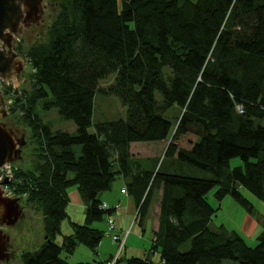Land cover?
<instances>
[{"label":"trees","instance_id":"trees-1","mask_svg":"<svg viewBox=\"0 0 264 264\" xmlns=\"http://www.w3.org/2000/svg\"><path fill=\"white\" fill-rule=\"evenodd\" d=\"M46 2V36L24 50L31 89L19 101L35 143L32 168L13 164V186L42 217L21 264H72L78 244L95 252L104 230L91 225L114 210L101 208L100 193L118 176L142 217L161 192L151 244L161 264H264V221L250 246L235 229L211 228L218 207L206 200L216 187L218 202L229 195L253 213L244 188L264 204V125L255 123L264 117V0ZM96 92L116 96L125 116L93 123ZM51 108L73 121L72 132L43 122L41 110ZM167 139L172 164L208 176L147 170L129 150ZM234 157L242 164L230 167ZM70 187L83 197L84 223L57 243Z\"/></svg>","mask_w":264,"mask_h":264},{"label":"rangeland","instance_id":"rangeland-1","mask_svg":"<svg viewBox=\"0 0 264 264\" xmlns=\"http://www.w3.org/2000/svg\"><path fill=\"white\" fill-rule=\"evenodd\" d=\"M45 8H44V21L40 25H34L28 30H24L20 35L15 36L12 41V51L17 53L24 63L23 72L20 74L19 78L14 81L10 82L7 86V90L5 91L4 95L7 94V91L10 89L11 93L5 96V101L10 100V105L8 107V116L9 118L16 124V126L20 129L21 132H24L26 138L28 140V144L24 148L23 151V159L21 161H16L13 164L22 169L32 168L31 160L33 157V146H34V139L33 133L30 130V127L22 121L21 115L22 110L21 106L19 105V101L21 99H25V95H28L30 91V83H31V68L28 63L27 54L25 53L26 47L30 46L32 43L36 41L42 40L46 36V25L48 24L47 17L50 14L52 7L51 5L47 4L46 0H44ZM21 44V46H20ZM111 78L103 80L101 82V86H106L108 82H110ZM126 108L123 106L118 98L113 95H104L100 92H96L94 96V104H93V114H92V121L93 123L99 121H111L116 120L118 118H123L125 116ZM179 113V109H172L169 111V115L172 117H176ZM41 118L43 122H45L51 130H68L71 131L72 127H74V123L72 120L64 119L57 111L56 108H51L49 110H41L40 112ZM256 124L264 125V117L261 119H255ZM92 129V127H91ZM72 132V131H71ZM169 139L165 140L163 145H167ZM152 142H134L131 144V148L129 149L130 152H136L133 156L135 158H139L143 167L147 170H153L160 168V172H177L192 175V176H208L206 171H202L197 168H193L190 165L185 163H177L172 164L171 157L164 156V148L162 149V153L159 157L155 159H151L148 156L151 154L155 148L158 147L159 144H147ZM185 141L182 142L184 144ZM144 145V146H142ZM142 148L141 155L138 157V150ZM73 151L75 152L76 156L80 155L81 148L80 145H73ZM145 150V151H143ZM143 155V158L141 157ZM242 161L239 157H234L230 161V167L241 165ZM161 166V167H160ZM174 166V167H173ZM215 188H211V190L207 193V199L212 206L218 207L217 211L215 212L214 216L210 220L211 228H217L220 224H223L226 228L235 229L237 232L245 239L248 245L253 246L256 241L254 240V235L257 233L260 228H262L261 224L264 221V204L255 196H253L250 192L241 188V192L244 198L249 199V201L253 204L254 211L253 213H248L242 208L231 196L227 195L220 202H218L214 197ZM122 189V188H121ZM119 189V194L120 190ZM156 194V192H155ZM154 194V195H155ZM83 206L79 205L78 207H66L67 218L61 222L60 228L61 233L56 236L54 239L55 242H61V235L62 234H70L72 233V223L75 224H83L85 218V203L83 200L82 195L77 190V194ZM17 196V195H16ZM70 198H68L69 202ZM21 205L23 206V210L25 212V218L21 220L18 228H9L7 231L10 233L13 239V246L15 248L16 254V261L15 264H21V252L30 248V240L36 237L39 234L41 229V214L38 211L32 209L30 204L25 202V198L21 196L20 200ZM72 209V210H71ZM70 212L72 214H70ZM258 221L259 224L253 235H250L251 228H253V224L255 221ZM104 221L94 222L91 226L101 228ZM255 226V225H254ZM105 236L103 237V241L105 240ZM188 244L185 248H188ZM61 255H65L64 252ZM94 256L91 251L84 246L83 244H78L76 249L74 250L73 254H71L68 259L71 262H79L82 261L88 262V258H92Z\"/></svg>","mask_w":264,"mask_h":264},{"label":"water","instance_id":"water-1","mask_svg":"<svg viewBox=\"0 0 264 264\" xmlns=\"http://www.w3.org/2000/svg\"><path fill=\"white\" fill-rule=\"evenodd\" d=\"M44 6V0H0V78L5 81H16L24 69L22 59L12 51L13 39L44 21ZM27 144L25 133L9 118L0 91V167L21 161ZM10 182L9 177L0 181V264L17 263L13 239L7 230L18 228L25 218L21 196L3 195L2 184Z\"/></svg>","mask_w":264,"mask_h":264},{"label":"crops","instance_id":"crops-1","mask_svg":"<svg viewBox=\"0 0 264 264\" xmlns=\"http://www.w3.org/2000/svg\"><path fill=\"white\" fill-rule=\"evenodd\" d=\"M90 128L88 131H91ZM160 145H158L155 150L151 152L150 155L144 156V158L149 157L151 159H155L159 157L162 153V149L166 147V145H163L165 140L159 141ZM159 142H152L147 144H159ZM134 143V142H133ZM131 143V144H133ZM130 144V148H131ZM144 146V145H142ZM142 148H137L138 150L137 154L138 157L141 155L140 152H142ZM145 151V150H143ZM132 154H136V152H131ZM143 158V155L141 156ZM115 185L112 189L106 190L100 193V198L103 202H106L108 205H113L114 203H118L120 206L114 210L111 211L109 217L112 218L115 222V225L118 229L125 228L131 224V233L128 237L127 244L125 245V248L122 251L121 255V263L122 264H137L135 263V259H145L149 261L151 264H161V257L160 252L158 249L152 247V241L155 238V232L158 229V215H159V202L160 201V194L161 192H157L153 198L152 205L146 212V215L144 217L140 216L138 214V209L135 205V197L132 195V193L125 194H119V185L126 184L125 178L122 176H118L117 181L114 182ZM77 194L76 187H70L67 190V197L70 198L68 204V207H78L79 205L83 206V203L79 199ZM72 210V209H71ZM70 214H72L70 212ZM102 227L100 229L104 230L106 221L103 220ZM259 222L256 220L255 224H253V228H251L250 235H253L257 225ZM255 225V226H254ZM104 237V236H103ZM105 240L103 241V238L99 242L96 251L91 253L94 254L92 258H88V262H85L86 264H95L97 262L103 261L113 254H115L117 250V245L112 241L108 236H105ZM69 261V259L67 258ZM73 264V262L69 261ZM74 263H84L82 261L74 262Z\"/></svg>","mask_w":264,"mask_h":264},{"label":"built area","instance_id":"built-area-1","mask_svg":"<svg viewBox=\"0 0 264 264\" xmlns=\"http://www.w3.org/2000/svg\"><path fill=\"white\" fill-rule=\"evenodd\" d=\"M10 84V81H5L4 79L0 78V91L3 94L4 101L5 96L8 95V93H11V90L9 89L7 91V94L4 95L5 91L7 90V86ZM10 100L5 101V109L8 110V107L10 105ZM237 109L240 110V106H237ZM4 177H9L11 179V182L9 184H2V190L3 195L7 197H14L15 194V187L13 186L14 182L17 181L15 169L13 166V163H5L0 167V181L4 179ZM126 188V186H124ZM128 191L121 189L120 193L127 195ZM102 209H108V208H118L120 205L118 203H114L113 205H108L106 202H103L100 204ZM104 229V236H108L112 243L114 242L117 245V250L115 254L110 256L109 258L97 262L95 264H122L121 263V255L122 251L125 248V245L127 244L128 237L131 233V224L125 228L118 229L115 225V222L112 218L109 216L106 218V225Z\"/></svg>","mask_w":264,"mask_h":264}]
</instances>
